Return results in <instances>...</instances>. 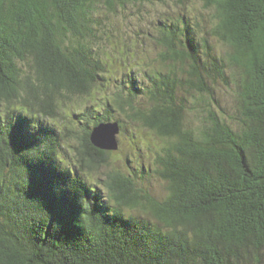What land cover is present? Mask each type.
I'll return each instance as SVG.
<instances>
[{
    "label": "trees",
    "instance_id": "trees-1",
    "mask_svg": "<svg viewBox=\"0 0 264 264\" xmlns=\"http://www.w3.org/2000/svg\"><path fill=\"white\" fill-rule=\"evenodd\" d=\"M141 1L0 0V264H264V0L162 19L145 80L100 98L107 20ZM221 83L233 114L212 109ZM108 122L158 137L162 197L92 142Z\"/></svg>",
    "mask_w": 264,
    "mask_h": 264
},
{
    "label": "rangeland",
    "instance_id": "rangeland-1",
    "mask_svg": "<svg viewBox=\"0 0 264 264\" xmlns=\"http://www.w3.org/2000/svg\"><path fill=\"white\" fill-rule=\"evenodd\" d=\"M203 0H184V9L177 8L175 6V0H142L137 5H129L120 10L117 15H110L107 22H109V30H106L108 38L98 42L101 44L103 50L108 53L105 56L112 57L114 65L112 70L115 73V77L109 79L107 84L104 81L102 90H98V96L102 98V95L108 97L112 95L116 87L120 83L125 86L130 82L129 73L130 70H134L133 76L136 77V81L141 83L145 80L144 75H138V72H143L144 66H153L154 59L159 51L156 47V43L153 38L157 32V26L162 19H170L172 15L177 16L179 13L194 18L193 16L202 15L203 21L209 24L212 20V12L203 6ZM205 31V30H204ZM145 33H149L150 36L145 37ZM207 35L212 41L214 50L219 56H227L230 52L229 47L223 43L217 42L215 37H211L209 32L203 33ZM152 57V61L149 64L147 58ZM121 61H125L121 64ZM147 62V63H146ZM147 67V68H148ZM110 73V74H114ZM237 87L231 84L226 85L221 83L217 86V91L214 94V100H212V109L219 115H225L223 111L224 106L228 110V113L233 114L234 110L238 107L237 102ZM189 101H194L191 96H188ZM144 100V98H139ZM141 101V102H142ZM192 104L189 103V106ZM119 117L118 114H116ZM188 119H194L192 121L194 125L200 126L202 120L196 119L195 114L188 115ZM198 117V116H197ZM125 130V129H124ZM118 134L119 149L110 154V165L121 167L126 170L135 171L138 168L148 170L145 178L142 179V185L147 188L148 191L155 197H162L165 193V181L156 177L154 171L155 158L154 154L159 149V139L154 136L152 131L146 128H136L134 124H127L126 130ZM75 141V140H74ZM110 166V167H111ZM108 167L102 168L99 172H104Z\"/></svg>",
    "mask_w": 264,
    "mask_h": 264
},
{
    "label": "water",
    "instance_id": "water-1",
    "mask_svg": "<svg viewBox=\"0 0 264 264\" xmlns=\"http://www.w3.org/2000/svg\"><path fill=\"white\" fill-rule=\"evenodd\" d=\"M120 126L117 122L100 123L93 127L91 140L92 142L105 150H118V134Z\"/></svg>",
    "mask_w": 264,
    "mask_h": 264
},
{
    "label": "bare ground",
    "instance_id": "bare-ground-1",
    "mask_svg": "<svg viewBox=\"0 0 264 264\" xmlns=\"http://www.w3.org/2000/svg\"><path fill=\"white\" fill-rule=\"evenodd\" d=\"M224 5V4H223ZM211 9V8H210ZM196 20V19H195ZM209 49V48H208ZM200 56V55H199ZM193 70V69H192ZM200 76V75H199Z\"/></svg>",
    "mask_w": 264,
    "mask_h": 264
}]
</instances>
